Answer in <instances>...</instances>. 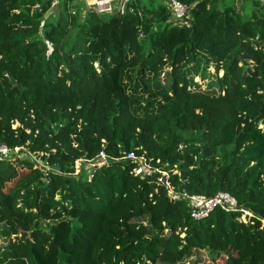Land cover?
Returning <instances> with one entry per match:
<instances>
[{
	"label": "trees",
	"instance_id": "16d2710c",
	"mask_svg": "<svg viewBox=\"0 0 264 264\" xmlns=\"http://www.w3.org/2000/svg\"><path fill=\"white\" fill-rule=\"evenodd\" d=\"M73 1L0 0V146L26 154L0 158V264H264V3L179 0L182 25L159 0ZM218 192L237 207L190 216L183 193Z\"/></svg>",
	"mask_w": 264,
	"mask_h": 264
},
{
	"label": "built area",
	"instance_id": "2783aa9c",
	"mask_svg": "<svg viewBox=\"0 0 264 264\" xmlns=\"http://www.w3.org/2000/svg\"><path fill=\"white\" fill-rule=\"evenodd\" d=\"M120 0H93L91 3L93 6L92 10L95 11H107L111 12V3L116 2ZM264 3V0H260ZM57 0H53V6L56 4ZM164 3L166 5V8L171 14V17L173 20L178 22L179 24H188V21L190 19V12L188 10V6L184 3L180 2L179 0H164ZM19 150V148L9 149L4 145L0 146V158H8L11 156L12 152ZM106 155L104 152H100L95 158L92 159H78L80 162L84 161L89 164H93L94 166H101L106 162ZM123 159L126 160H132L135 161V166L133 168V172L137 175H145V174H151L154 172L160 173L161 176H159L157 179L159 182L164 183L167 187V193L172 198H177V195L174 194L169 182L166 180L167 173L164 172V170H159L157 167L153 166L150 161L146 159L144 155L136 156L133 152H128L123 157ZM78 161H75V164ZM38 166L40 168L47 169V166H45L41 162H37ZM42 168V169H43ZM96 171V168L93 170V172ZM92 172V173H93ZM92 173L89 175V177L92 175ZM182 197L185 198L188 202V205L190 206V216L195 219L199 220L208 215L210 211L213 209L219 207L224 210H233L237 207V200L234 196H232L228 192H218L215 195L211 197H207L204 195H198V194H186L183 193ZM252 215V212L249 210L241 209V214L238 217L239 220L244 221L246 218L250 217Z\"/></svg>",
	"mask_w": 264,
	"mask_h": 264
},
{
	"label": "rangeland",
	"instance_id": "374dc122",
	"mask_svg": "<svg viewBox=\"0 0 264 264\" xmlns=\"http://www.w3.org/2000/svg\"><path fill=\"white\" fill-rule=\"evenodd\" d=\"M161 1L159 0L160 3H164V0H161ZM225 1L228 2V3L233 1V4L235 5V7L237 9H239L240 11H243L245 9L243 7H245V6L247 7L248 6V3H249V1H247V0H225ZM92 2H93V0H74L72 2V4L74 3L73 9L75 10L76 9L75 8L76 6H80L81 7V14H84L85 11L93 9V6L91 4ZM124 2H125V0H120V1L112 2L111 3V10L112 11H116V12L121 11L123 9V7H124ZM54 13H55V11H52V12H49L48 14H53L54 15ZM210 71H214L213 68H210ZM163 73L159 77V80H160V83L161 84H164L165 83V81H164L165 79H164V74ZM221 74H222V71H219L218 72V76H221ZM194 80L197 81L199 79L198 78H195ZM200 89H202V90L203 89L204 90L207 89L206 81H202L200 83ZM259 127L262 128L264 126L262 124H259ZM11 155L18 156L20 158L26 157V154L23 151L20 152L19 150L12 152ZM31 159H32V157H31ZM33 160H35L36 162H40V160L37 159V158H35V157H33ZM77 161L78 162L75 164V173H74V175H80L82 177L89 178V175L93 172V170L95 168L97 170L100 167V166H98V167L97 166H94L93 164H89L88 165V163H86L84 161H81V162L79 160H77ZM164 172L167 173V171H164ZM15 219H18V218L17 217H14L13 220H15ZM15 221L17 222L18 220H15ZM143 223H145V221H143ZM24 237H25L24 229L17 222L16 227L14 228V231H13L12 236H11L10 239H13V240H16V239H24ZM3 238L4 237H1L0 236V244H3L4 242H6ZM209 264H211V261H209ZM213 264H223L222 258L221 259L218 258L217 260L214 261Z\"/></svg>",
	"mask_w": 264,
	"mask_h": 264
}]
</instances>
